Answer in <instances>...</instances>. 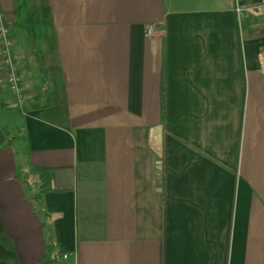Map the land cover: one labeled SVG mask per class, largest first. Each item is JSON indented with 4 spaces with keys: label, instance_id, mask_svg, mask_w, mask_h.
<instances>
[{
    "label": "crops",
    "instance_id": "0c3cea01",
    "mask_svg": "<svg viewBox=\"0 0 264 264\" xmlns=\"http://www.w3.org/2000/svg\"><path fill=\"white\" fill-rule=\"evenodd\" d=\"M0 7V264H264L260 0Z\"/></svg>",
    "mask_w": 264,
    "mask_h": 264
},
{
    "label": "built area",
    "instance_id": "2783aa9c",
    "mask_svg": "<svg viewBox=\"0 0 264 264\" xmlns=\"http://www.w3.org/2000/svg\"><path fill=\"white\" fill-rule=\"evenodd\" d=\"M260 6L264 9V0H260ZM152 27L148 26L147 33L151 34ZM13 40L10 37L8 26L4 23L3 13L0 7V59L1 69L8 89L14 96L15 102L19 107L24 103V94L20 87L18 66L12 55ZM65 258L66 255L64 254Z\"/></svg>",
    "mask_w": 264,
    "mask_h": 264
},
{
    "label": "trees",
    "instance_id": "16d2710c",
    "mask_svg": "<svg viewBox=\"0 0 264 264\" xmlns=\"http://www.w3.org/2000/svg\"><path fill=\"white\" fill-rule=\"evenodd\" d=\"M31 171L35 175H33V182H30L32 185H35L36 190L34 196L39 200L43 193L50 189L51 171L49 169L37 167L33 168Z\"/></svg>",
    "mask_w": 264,
    "mask_h": 264
},
{
    "label": "rangeland",
    "instance_id": "374dc122",
    "mask_svg": "<svg viewBox=\"0 0 264 264\" xmlns=\"http://www.w3.org/2000/svg\"><path fill=\"white\" fill-rule=\"evenodd\" d=\"M8 124V127L11 129V124L10 122H7ZM11 148L13 149L15 155H16V159L17 160V163L19 164L18 165V174L21 176V177H24L25 179H30L31 182H33V174H32V171L28 168L24 169L23 168V165H22V154H21V150H22V145L20 144V140L19 138L13 142L11 144ZM29 188L32 190V191H35L34 188H35V185H32L31 183L29 184Z\"/></svg>",
    "mask_w": 264,
    "mask_h": 264
}]
</instances>
